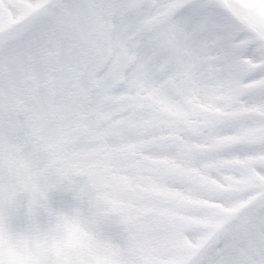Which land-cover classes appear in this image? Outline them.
<instances>
[{
	"label": "snow or ice",
	"instance_id": "obj_1",
	"mask_svg": "<svg viewBox=\"0 0 264 264\" xmlns=\"http://www.w3.org/2000/svg\"><path fill=\"white\" fill-rule=\"evenodd\" d=\"M0 264H264V0H0Z\"/></svg>",
	"mask_w": 264,
	"mask_h": 264
}]
</instances>
